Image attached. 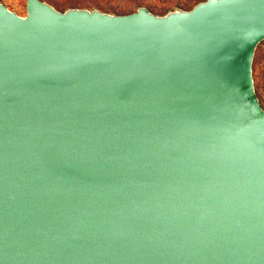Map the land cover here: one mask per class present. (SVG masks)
I'll list each match as a JSON object with an SVG mask.
<instances>
[{
	"label": "water",
	"instance_id": "obj_1",
	"mask_svg": "<svg viewBox=\"0 0 264 264\" xmlns=\"http://www.w3.org/2000/svg\"><path fill=\"white\" fill-rule=\"evenodd\" d=\"M24 7L0 0V264H264V0Z\"/></svg>",
	"mask_w": 264,
	"mask_h": 264
},
{
	"label": "rangeland",
	"instance_id": "obj_2",
	"mask_svg": "<svg viewBox=\"0 0 264 264\" xmlns=\"http://www.w3.org/2000/svg\"><path fill=\"white\" fill-rule=\"evenodd\" d=\"M9 8L19 14L25 13V0H1ZM59 9L68 6H87L98 7L102 10L112 12H124L135 9L137 5H146L154 12L162 11L177 5L188 6L194 3V0H47ZM253 77L257 92L261 95V103L264 106V40L257 46L253 61Z\"/></svg>",
	"mask_w": 264,
	"mask_h": 264
},
{
	"label": "trees",
	"instance_id": "obj_3",
	"mask_svg": "<svg viewBox=\"0 0 264 264\" xmlns=\"http://www.w3.org/2000/svg\"><path fill=\"white\" fill-rule=\"evenodd\" d=\"M197 1H199V0H194V3L197 2ZM194 3H193V4H194ZM177 5H180V6L184 7V8H189V7L192 6V4H191V5H188V6H185V5L183 6V5L180 4V3H178ZM62 9H63V8H62ZM164 11H165V10H164ZM164 11H162V12H164ZM124 12H129V11H124ZM124 12H118V13H124ZM162 12H161V13H162ZM254 66H255V65L253 64V69H254ZM255 88H256V86H255ZM256 91H257V88H256ZM257 94H258L259 100H260V102H261V95H260L258 92H257ZM261 104H262V103H261ZM262 106H263V104H262ZM263 107H264V106H263Z\"/></svg>",
	"mask_w": 264,
	"mask_h": 264
}]
</instances>
